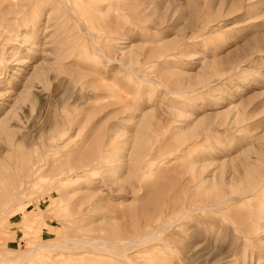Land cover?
I'll list each match as a JSON object with an SVG mask.
<instances>
[{
  "label": "rangeland",
  "instance_id": "1",
  "mask_svg": "<svg viewBox=\"0 0 264 264\" xmlns=\"http://www.w3.org/2000/svg\"><path fill=\"white\" fill-rule=\"evenodd\" d=\"M0 264H264V0H0Z\"/></svg>",
  "mask_w": 264,
  "mask_h": 264
},
{
  "label": "bare ground",
  "instance_id": "2",
  "mask_svg": "<svg viewBox=\"0 0 264 264\" xmlns=\"http://www.w3.org/2000/svg\"><path fill=\"white\" fill-rule=\"evenodd\" d=\"M131 244H133V243H131ZM130 245V244H129Z\"/></svg>",
  "mask_w": 264,
  "mask_h": 264
}]
</instances>
